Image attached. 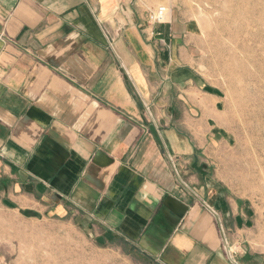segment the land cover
Here are the masks:
<instances>
[{
	"label": "crops",
	"instance_id": "obj_1",
	"mask_svg": "<svg viewBox=\"0 0 264 264\" xmlns=\"http://www.w3.org/2000/svg\"><path fill=\"white\" fill-rule=\"evenodd\" d=\"M148 0H0V196L138 264H264L223 181V98L195 22ZM216 161V162H217ZM223 230L225 235H223Z\"/></svg>",
	"mask_w": 264,
	"mask_h": 264
},
{
	"label": "rangeland",
	"instance_id": "obj_2",
	"mask_svg": "<svg viewBox=\"0 0 264 264\" xmlns=\"http://www.w3.org/2000/svg\"><path fill=\"white\" fill-rule=\"evenodd\" d=\"M196 23L203 66L223 98V181L255 205L264 232V0H148ZM217 161V162H216ZM0 264H138L68 218L19 209L0 196Z\"/></svg>",
	"mask_w": 264,
	"mask_h": 264
},
{
	"label": "built area",
	"instance_id": "obj_3",
	"mask_svg": "<svg viewBox=\"0 0 264 264\" xmlns=\"http://www.w3.org/2000/svg\"><path fill=\"white\" fill-rule=\"evenodd\" d=\"M170 13V8L167 5H160L154 9H151L148 13V21L150 24L155 23H165ZM223 235H225V231L223 230ZM225 249L228 252L229 257L235 264H240V262L236 259L235 254L236 250H233L229 247L228 243H225Z\"/></svg>",
	"mask_w": 264,
	"mask_h": 264
}]
</instances>
